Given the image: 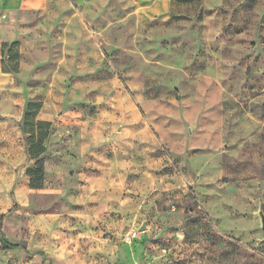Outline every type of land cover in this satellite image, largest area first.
<instances>
[{
  "label": "rangeland",
  "instance_id": "374dc122",
  "mask_svg": "<svg viewBox=\"0 0 264 264\" xmlns=\"http://www.w3.org/2000/svg\"><path fill=\"white\" fill-rule=\"evenodd\" d=\"M4 39L0 264H264V0H0Z\"/></svg>",
  "mask_w": 264,
  "mask_h": 264
},
{
  "label": "trees",
  "instance_id": "16d2710c",
  "mask_svg": "<svg viewBox=\"0 0 264 264\" xmlns=\"http://www.w3.org/2000/svg\"><path fill=\"white\" fill-rule=\"evenodd\" d=\"M18 44L16 42L10 44H2L1 54L7 50V60H1V70L4 73L17 71V59L18 53L15 50ZM7 61V62H6ZM15 65L12 66V63ZM11 64V65H10ZM9 65V67H7ZM41 104L38 102H28L25 107L23 115L22 131L28 135L27 138V154L31 160H34V169H27L26 174L29 177V186L32 189H38L41 186L42 181V166L39 157L44 153L45 147L43 145L44 140L48 136L50 123L46 121H39L36 116L40 110Z\"/></svg>",
  "mask_w": 264,
  "mask_h": 264
},
{
  "label": "water",
  "instance_id": "95a60500",
  "mask_svg": "<svg viewBox=\"0 0 264 264\" xmlns=\"http://www.w3.org/2000/svg\"><path fill=\"white\" fill-rule=\"evenodd\" d=\"M257 216L259 217V222H260L259 228H260V230H261V232L263 233V236H264V213H263V210H262L261 206L258 209ZM144 229H145V227L143 225L142 227L139 228V231H143ZM263 241H264V239H263Z\"/></svg>",
  "mask_w": 264,
  "mask_h": 264
},
{
  "label": "crops",
  "instance_id": "0c3cea01",
  "mask_svg": "<svg viewBox=\"0 0 264 264\" xmlns=\"http://www.w3.org/2000/svg\"><path fill=\"white\" fill-rule=\"evenodd\" d=\"M10 41V39L9 40H6V39H4V42L2 43V44H4V43H6V44H8L7 42H9ZM1 52V51H0ZM11 65V64H10ZM7 67H9V65L7 66ZM0 68H1V63H0ZM17 69H20L21 70V61H20V65L17 67ZM7 73H9V72H7ZM13 73V72H12ZM15 73H17V71L15 72ZM6 74V73H5ZM38 120V119H37Z\"/></svg>",
  "mask_w": 264,
  "mask_h": 264
}]
</instances>
